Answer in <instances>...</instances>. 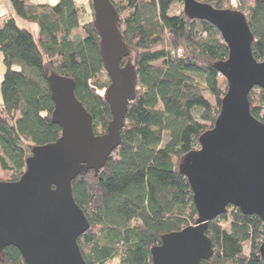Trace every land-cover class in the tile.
Segmentation results:
<instances>
[{
  "label": "trees",
  "instance_id": "16d2710c",
  "mask_svg": "<svg viewBox=\"0 0 264 264\" xmlns=\"http://www.w3.org/2000/svg\"><path fill=\"white\" fill-rule=\"evenodd\" d=\"M15 14L0 16V181H15L34 145L55 141L61 127L51 118L54 102L47 76L74 80L75 96L92 115L95 133L111 118L104 98L110 79L100 55V36L90 11L78 0L28 3L10 0ZM136 70L135 97L128 103L121 141L96 171L71 181L72 195L89 227L77 238L86 264H151V247L163 234L193 224L197 211L187 177L177 166L199 147L211 128L226 90L214 67L228 46L204 19L187 16L182 0H110ZM239 9L253 34L252 54L264 60V0H198ZM87 16L86 20L81 19ZM80 36L74 39L73 30ZM18 67V68H17ZM207 95H209L207 97ZM251 114L264 124V88L248 93ZM195 107L200 110L194 111ZM212 254L201 264H264L259 252L263 222L227 205L208 222ZM0 264H26L7 245Z\"/></svg>",
  "mask_w": 264,
  "mask_h": 264
},
{
  "label": "water",
  "instance_id": "95a60500",
  "mask_svg": "<svg viewBox=\"0 0 264 264\" xmlns=\"http://www.w3.org/2000/svg\"><path fill=\"white\" fill-rule=\"evenodd\" d=\"M100 36V55L110 79L105 89L111 118L95 133L92 115L74 93L71 77L51 72L48 86L54 102L51 118L61 127L52 142L34 145L23 173L0 181V253L15 246L26 264H86L77 238L89 222L72 195L71 181L89 169L97 172L121 141L127 105L135 97L136 70L118 27L110 0H91ZM184 13L204 19L219 30L229 52L214 67L226 80L219 113L199 136V147L178 163L191 186L197 218L161 236L151 247V264H201L212 254L205 231L208 222L236 206L263 222L259 252L264 263V124L250 112L248 93L264 88V60L252 54L253 34L239 9L216 8L182 0Z\"/></svg>",
  "mask_w": 264,
  "mask_h": 264
},
{
  "label": "crops",
  "instance_id": "0c3cea01",
  "mask_svg": "<svg viewBox=\"0 0 264 264\" xmlns=\"http://www.w3.org/2000/svg\"><path fill=\"white\" fill-rule=\"evenodd\" d=\"M28 3H38V2H49L50 0H24ZM50 3V2H49ZM13 15L16 19V22L21 26H29V23L22 19L21 17L17 16L12 8V4L10 0H0V16L5 15ZM31 26V25H30ZM5 66L2 62L1 55H0V75L4 71ZM1 100V98H0Z\"/></svg>",
  "mask_w": 264,
  "mask_h": 264
},
{
  "label": "rangeland",
  "instance_id": "374dc122",
  "mask_svg": "<svg viewBox=\"0 0 264 264\" xmlns=\"http://www.w3.org/2000/svg\"><path fill=\"white\" fill-rule=\"evenodd\" d=\"M78 1H80V2H83L85 5H86V8H87V11H90V9H89V6H88V0H78ZM50 2V4H55L56 2H57V0H50L49 1ZM247 2H252V0H247ZM233 4L235 5L236 4V0H233ZM181 7H182V4H181ZM88 16V15H87ZM87 16H86V14H85V16L81 19V22H83L84 20H86V18H87ZM89 17V16H88ZM31 24H29V26H30ZM30 27H34V25H31ZM80 34V30H79V28L77 27V28H75L74 30H73V38L74 39H76V38H78V36H80L79 35ZM133 57V53L131 52V58ZM18 68V67H17ZM209 95H207V97H208ZM0 98H1V92H0ZM197 110H200V107H195L194 108V111H197ZM109 264H118V260L115 258V259H113Z\"/></svg>",
  "mask_w": 264,
  "mask_h": 264
}]
</instances>
